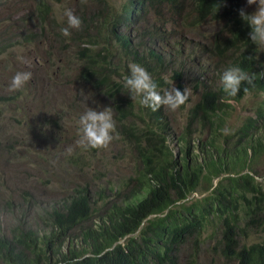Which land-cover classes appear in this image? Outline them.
<instances>
[{"label": "trees", "instance_id": "obj_1", "mask_svg": "<svg viewBox=\"0 0 264 264\" xmlns=\"http://www.w3.org/2000/svg\"><path fill=\"white\" fill-rule=\"evenodd\" d=\"M60 1L0 0V11L17 4L6 17L11 22L0 30V55L33 43L45 29L64 51L79 47L82 64L74 79L87 87L92 100L107 101L103 108L111 109L113 138L128 144L132 163L115 181L105 178V149L85 150L77 144L78 131L70 132L71 142L58 160L81 163L84 178L73 180L71 192L50 206L11 212L13 199L33 192L24 188L28 178L18 153L0 141V180L13 190L1 203L8 214L5 226L0 225V264H179L186 244L188 255L198 257L202 234L215 223L220 226L216 247L226 261L264 264V175L258 180L253 167L264 153V51L248 38L250 29L239 10L250 13L242 0H124L120 9L99 0L102 10L89 17L106 26L101 42L95 25L93 36L86 32L83 14L81 28L64 36L61 29L67 23L60 22L55 10ZM206 21L215 31L193 55L181 28ZM133 63L148 71L161 93L175 86L187 94L176 109L177 130L170 109L152 111L127 94L123 77ZM233 66L249 79L230 97L221 75ZM248 94L259 99L241 124L227 132L233 103ZM84 152L100 153L102 164L87 161ZM197 192L205 195L189 199ZM251 234L257 240L248 244Z\"/></svg>", "mask_w": 264, "mask_h": 264}, {"label": "rangeland", "instance_id": "obj_2", "mask_svg": "<svg viewBox=\"0 0 264 264\" xmlns=\"http://www.w3.org/2000/svg\"><path fill=\"white\" fill-rule=\"evenodd\" d=\"M105 1L113 5L115 9H120V5L124 2V0ZM16 5L4 6L0 11V30L11 22L6 17L11 15ZM244 5L251 14L257 10L256 4L248 5L246 0H244ZM102 8L103 3L99 0L95 3L79 0H61L55 3L60 22L67 23L64 12L68 9L81 20L83 14L86 32L88 31L93 36L95 25L100 31L101 37L98 38L100 42L107 35L106 26L99 25L100 18L91 19L89 16L101 11ZM21 13L18 11L17 14L21 15ZM31 29L34 30L35 26L33 25ZM121 30L120 28L115 29V31ZM181 30L184 32V43L188 51L195 55L199 53L198 48L202 43H208L215 27L206 21L197 27L184 26ZM35 38L33 43L16 45L0 55V98L4 97V100L0 101V141L11 152L18 153L20 163L24 166L25 175L28 178L24 188L33 192L25 199H13L16 205L11 212H17L19 209L25 210L34 204L43 207L50 206L71 192L74 188L73 180L84 178L81 163L62 158L58 160V158L68 149L71 142L69 133L78 131L80 115L89 107L102 110L107 102L102 97H95L92 100L87 87L74 79L82 64L77 59L76 51L79 47L72 46L68 51H64L53 39L50 41V35L46 29L42 31V34L37 33ZM16 71L32 73L31 80L23 90H20V93L11 92L8 88ZM186 91L190 92V89ZM69 95L70 100L67 103L66 99ZM193 98L195 99V96ZM257 99H259L258 96L248 94L239 103H233L234 108L227 122V132L234 131L241 124L243 118L249 115ZM55 106L58 107L55 108ZM189 106L190 104L187 107ZM51 107L54 109L51 110ZM46 110L50 111L46 113ZM168 114L173 128L177 130L180 123L179 113L176 110H170ZM185 115V110L180 113L182 122L185 120ZM47 118L55 121L57 126L48 122ZM105 152L109 158L101 169L105 178L115 181L121 175V170L126 168L125 171H130L128 167L132 160L128 144L124 145L122 140L117 139L116 136L105 148ZM83 155L87 161L92 160L97 164H102L103 158L98 152L95 155L84 152ZM8 158L13 159L10 156ZM253 167L260 173L257 176L260 180L264 175V153L259 160L255 161ZM100 176L103 175L100 174ZM216 182L217 180L214 181V185ZM0 187H2L0 188V225L5 226L8 211H4L1 203L3 199L12 196L13 190L7 181L0 180ZM204 195L205 193L197 192L189 199ZM219 229L218 223L210 224L205 228L201 237L203 243L196 259L188 255L190 244L183 246L179 254V264H235L226 261L220 254V247H216L220 239ZM256 240L257 236L251 234L245 242L249 244Z\"/></svg>", "mask_w": 264, "mask_h": 264}, {"label": "clouds", "instance_id": "obj_3", "mask_svg": "<svg viewBox=\"0 0 264 264\" xmlns=\"http://www.w3.org/2000/svg\"><path fill=\"white\" fill-rule=\"evenodd\" d=\"M246 2L248 5L256 4L257 10L251 14L245 7L244 0H242L243 8L250 14H246L243 9H240L239 15L249 26V40L260 51H264V0H246ZM64 16L67 18V27L62 28L61 32L64 36H70V29L79 30L82 20L70 9L64 12ZM255 58L258 59V56ZM167 76H171V74ZM31 78L32 73L30 71H16L8 85L9 91L23 90ZM248 79V75L241 68L238 66L230 67L221 75L223 91L230 97L236 96L240 90L241 83ZM123 86L131 100L138 98L141 106L150 108L152 111H157L161 107L174 111L184 104L188 98L184 90L181 91L175 86L170 92L164 91L161 93L158 91L157 84L152 80L148 71L136 63L131 64L128 74L124 75ZM114 132L115 123L111 109L104 107L102 110H97L89 107L78 119L79 140L77 144L85 150L105 149L111 143ZM70 152L71 149H69Z\"/></svg>", "mask_w": 264, "mask_h": 264}, {"label": "water", "instance_id": "obj_4", "mask_svg": "<svg viewBox=\"0 0 264 264\" xmlns=\"http://www.w3.org/2000/svg\"><path fill=\"white\" fill-rule=\"evenodd\" d=\"M216 180H217V179H216ZM216 180H215V181H216ZM149 217H150V216H149ZM149 217H148V218H149ZM148 218H147V219H148Z\"/></svg>", "mask_w": 264, "mask_h": 264}]
</instances>
